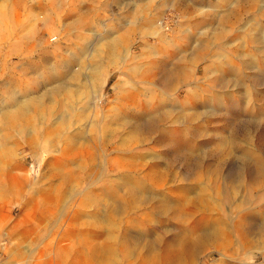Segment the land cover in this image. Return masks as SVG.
Returning <instances> with one entry per match:
<instances>
[{
  "label": "rangeland",
  "instance_id": "1",
  "mask_svg": "<svg viewBox=\"0 0 264 264\" xmlns=\"http://www.w3.org/2000/svg\"><path fill=\"white\" fill-rule=\"evenodd\" d=\"M202 43L211 49L190 64L191 77L165 84L162 72L186 65ZM103 44L101 71L91 73L89 56ZM10 79L22 81L11 87L21 97L61 82L80 91L70 112H53L48 130L15 149L24 185L0 202L2 264L55 258L72 214L94 210L79 207L83 195L105 208L128 182L143 198L109 225L115 248L129 241V264H152L141 262L139 238L155 236L158 253L177 237L197 239L183 264H264V0H0V101ZM101 121L95 133L84 129ZM50 130L62 134L47 143ZM61 170L72 179L42 202Z\"/></svg>",
  "mask_w": 264,
  "mask_h": 264
},
{
  "label": "bare ground",
  "instance_id": "2",
  "mask_svg": "<svg viewBox=\"0 0 264 264\" xmlns=\"http://www.w3.org/2000/svg\"><path fill=\"white\" fill-rule=\"evenodd\" d=\"M229 18H231V17H230V14H228V13H225L224 15L217 18L218 26H224L223 23L224 24L228 23ZM149 28L150 27H148V29ZM219 28L222 30V27H219ZM219 34H221V32L217 33L216 36L213 35V39H215ZM213 39H211V40H213ZM165 45H166V43H165ZM106 48H107L108 52H111L114 49V46H112L111 43H108L106 45ZM210 49L208 48V46H204V44L202 43L200 46L197 47V50L193 54V57L191 58V60L189 62L187 61L189 64L188 63L186 65L181 64L183 61V60H181L180 61L181 63L173 64L170 69L163 71L162 72L163 82L165 84H167L169 87L176 88L180 85L181 82L188 80L189 77H191L190 74H192L190 71V64H192V65L194 63L196 64L198 62V58L200 56H204V54H200V53H205V51H208ZM163 51H165V50H163ZM94 53L95 54H92V56L91 55L89 56L90 58L93 57L96 60L94 62V65L91 68L92 69L91 73H97L98 71H101V67H102L101 64L104 60V44L102 45L101 48L96 50ZM113 56H115V55H113ZM205 64H207V63H205ZM193 75H195L194 71H193ZM9 82H8V84H10V88L6 91V93H4V96L1 97L2 100L0 101V193H2V198H0V202H3L4 200H8V198H11V197H14L15 199H17L18 196L17 197L15 196L14 188L18 187V188L22 189L23 185H24L23 184V180H24L23 176L21 174H17L16 172L14 173L13 172L14 168H12L13 166L11 165L12 161L14 160L13 159L14 156H16L14 154L16 151L15 149L17 147L21 146V143H28V144L32 143V141H34V139L37 140V138H35V136H39L42 134V131L44 132V131L48 130L50 127L47 126V122H48V119L50 118V116L52 115L53 112L59 111L61 114L66 113V112H70L71 108H73L72 103L74 102L78 91H80L79 88L76 89L77 91H75V90L71 89L64 82H61V83H58L55 86H53L51 89L44 91L38 95H31V96L25 95V96L21 97L17 93H15L14 91H12L11 87H12V85H15V86L17 85L20 87L22 84V81H16L13 83V79H10ZM80 88L83 90V92H86L85 90L87 87L85 86V84L83 86H81ZM178 92H179V89L177 90V93ZM154 95H156V94H154ZM167 97L168 96H166V98ZM159 100L161 103H164V101H165L164 97H161V99H159ZM151 102H149V103L151 104ZM175 102H176V100H174V99L170 101L171 104H174ZM189 103H190V101H189ZM84 110H85V108H84ZM86 114H88V112ZM88 115H90V113ZM56 117H59V116H56ZM97 119H98V117H97ZM55 122H56V120H55ZM103 123L104 122L101 121L99 124L98 123L91 124L90 126L87 124L84 129H87L86 131H88V132L95 133L99 130L100 127H102ZM39 125H41L40 128H39ZM42 125H44L45 127L44 126L42 127ZM82 125H84V124H82ZM57 132L59 135L62 134L61 132L56 131V130L47 131V134H49L48 135L49 137L47 138V143H49V142L51 143L53 140H55V135L57 134ZM70 134H71V132H70ZM74 134H76V133H74ZM73 137H74V135H73ZM36 145H37V143H36ZM47 151L49 152V147H47ZM75 155H76V157L78 156V159H79V154L76 153ZM89 156H91V154H89ZM260 162L261 161H259V159H253V165L256 166L257 168H260V164H261ZM87 163H88V161H87ZM85 164H86V162H85ZM75 165H77V164H75ZM18 168H16V169H18ZM19 170H21V168H19ZM57 174L60 175V179H61L60 181H58V184L53 186V189L49 188L47 190L45 189V191L42 190L43 192L40 191V193H42L40 195V199L44 203L50 202V201L55 202L56 199H54V198H56L58 191L61 190L72 179V178L68 179L70 177V175L67 171H62V170L57 171ZM52 175H53V173H52ZM122 187H123L122 188L123 192L117 193L115 197H112L110 200H108L105 208H104V203L98 202V199H95V197H93V195H92V192L90 190H88L83 195V199L79 202V207L81 209H84L87 207H90V208L93 207L94 210L91 212H88L84 216L81 213H78L77 211L72 214V216L69 220V227L66 228L64 230V232L61 234L62 238H65L66 240H68V244L65 245L64 247H61L59 254H57V252L55 250L54 254H53V255H55V258L52 257L51 259H47L45 264H52L54 260H57L58 264H129L126 260L128 257V254H130V251H131L129 241L118 239L119 246L115 248L110 242V240L114 238V233H113V231H111L114 228V226H110L109 222H110L111 215H117L118 216L119 215L118 213L120 212L119 210L121 209L122 206H124L125 204H127L128 202H131L133 200H134V202H136V201L138 202L139 200H141L143 198V194L141 192H139V187H138L137 183L128 182V183L124 184ZM69 188H70V186H69ZM228 191H230V190H228ZM243 196H245V194ZM78 200H79V198H78ZM160 204L161 205H158V207H160V210L161 209L165 210V209H168L170 207L166 204V202H161ZM134 207H136V206H134ZM237 207H234V208L237 209ZM248 209H251V208H248ZM137 219H138V217H137ZM131 220L132 219H130L128 221L129 224H133V221H131ZM107 228H110V229H107ZM107 230H110L111 232L108 231V233H106ZM145 239L146 238H141V239L139 238V240H141V246L140 247H142L143 250L144 249L146 250L145 251L146 253L144 252L143 254H142V250L140 251V259H141L142 263H147L149 261V259L153 260V261H151L152 264H156V262H158V264H183V258H184V252L183 251L185 250V248H187V246H189V245H190V247H192V246L197 244V243H195L197 239L190 242V241L185 240L183 237H179V238L177 237L175 239V243L173 242L172 244H169V245L164 244L160 248V249H162L161 250L162 252L158 253L156 251L158 250L157 245L159 244L158 242L160 241V238L158 236H155L152 240H147V239L145 240ZM229 239H230V237L228 238V240ZM149 257H151V258H149ZM220 259H221V257H220ZM0 264H2L1 259H0Z\"/></svg>",
  "mask_w": 264,
  "mask_h": 264
}]
</instances>
